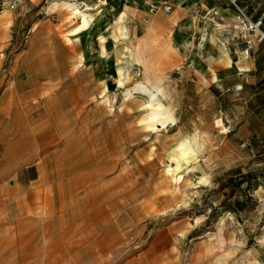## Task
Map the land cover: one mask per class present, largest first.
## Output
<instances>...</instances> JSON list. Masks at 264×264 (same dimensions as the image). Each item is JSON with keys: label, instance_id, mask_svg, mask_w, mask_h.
<instances>
[{"label": "rangeland", "instance_id": "obj_1", "mask_svg": "<svg viewBox=\"0 0 264 264\" xmlns=\"http://www.w3.org/2000/svg\"><path fill=\"white\" fill-rule=\"evenodd\" d=\"M50 1L0 12V264H264V67L247 79L227 71L205 88L213 71L188 68L201 58L193 55L202 51V12L189 16L181 0H171L180 14L174 22L162 0H123L158 7L130 9L129 20L140 25L128 42L136 50L149 39L151 69L169 74L164 102L179 121L155 133L139 123L145 98L124 101L101 60L72 71L85 41L67 40L78 20L67 10L52 14ZM159 17L172 26L155 23ZM218 23L233 31L236 21ZM178 38L189 41L192 58L173 63L184 44ZM258 46L262 56L264 43ZM184 74L198 78L192 93L178 85ZM144 78L141 65L124 86ZM201 88L189 102L185 95ZM217 117L227 133L215 127ZM197 130L208 134L207 177L195 170L175 183L164 164L168 151ZM246 138L252 143L242 147Z\"/></svg>", "mask_w": 264, "mask_h": 264}, {"label": "bare ground", "instance_id": "obj_2", "mask_svg": "<svg viewBox=\"0 0 264 264\" xmlns=\"http://www.w3.org/2000/svg\"><path fill=\"white\" fill-rule=\"evenodd\" d=\"M93 2L92 7L97 6L98 0H89ZM109 6L107 10L102 12H95L82 8L78 0H52L49 3V11L56 14V10L71 11L73 18H77V25L70 30L67 40L71 41V36H76L77 39L82 38L85 41L84 49L79 55L78 60L72 64V71L74 73L80 72L100 60L104 63L107 71L110 74L117 76V84L123 87V100H130L137 96L145 98L141 105L143 114L139 119V123L145 129L153 132H159L175 125L177 123V115L175 109L164 102L167 95V89L164 82L169 78V74L160 75L151 69V63L146 55L148 47L151 45L149 39L145 40V47H137L132 50L129 46V31L127 21L129 20V13L131 8L145 7L136 3L129 4L121 0H108ZM119 2L121 8L114 12L111 3ZM186 2V1H185ZM91 5L90 3H88ZM180 7H184L183 3H179ZM89 8V7H88ZM4 12V11H3ZM208 19L203 24V28L199 33L197 44L199 47H204L205 42L210 40L219 50L218 61L231 66L233 57L230 54V48L217 34H215L216 19L212 15H208ZM180 14L178 11L173 12L172 20L176 22ZM162 17H159L155 23L164 22ZM38 24H34L31 31H35ZM152 32L155 27L150 28ZM193 33H191V36ZM149 43V44H148ZM195 56V54L193 55ZM243 57H248L249 53L242 51ZM191 63L199 70H204L203 64L197 59L193 58ZM144 66L145 78L132 83L126 87L125 80L128 71L136 69L139 66ZM216 74H213L215 80ZM102 102H111V97L107 92L101 96ZM215 127L221 133H227L228 127L225 125L223 118L217 117L214 121ZM208 134L203 130H197L183 139H181L172 149L168 151L167 159L165 161L166 172L172 176V181L175 183L182 182L190 171L200 170L202 178L207 177V164L210 154L205 153L206 137ZM204 162V164L202 163ZM226 218H222L218 223L220 232V242L225 244L227 242L224 236L226 227ZM218 247L216 243L213 244V250Z\"/></svg>", "mask_w": 264, "mask_h": 264}, {"label": "crops", "instance_id": "obj_3", "mask_svg": "<svg viewBox=\"0 0 264 264\" xmlns=\"http://www.w3.org/2000/svg\"><path fill=\"white\" fill-rule=\"evenodd\" d=\"M122 1V0H121ZM186 1V2H185ZM27 2V1H26ZM172 2V1H171ZM180 3H183L184 5V10L186 12H192V14L190 13L189 16H193L196 17L197 15H199V13L202 12V14H200V17H203L205 19L206 22V17L208 15H206L207 10L209 9H213L214 11H217V15L214 16L215 19H217L219 21L218 24L220 25H226V23H234L235 22V16H236V9L231 6L230 4H228V2L226 0H181ZM131 4V3H129ZM151 3L148 4V6ZM239 4L241 7H243L247 13L249 15H251L253 18H257L260 15L264 14V0H239ZM204 5H207V7H205ZM109 4L106 6L105 10H107ZM112 9L114 10V12H117L120 8L121 5L119 4V2H113L111 3ZM145 7V9H147L146 5H142ZM148 12L149 8L147 9ZM173 12V10H172ZM171 12V13H172ZM151 13V12H150ZM170 15V14H169ZM187 22L189 23V18L187 20ZM134 23V24H133ZM136 22H134L133 20H128L127 21V27H128V31L129 34H133L134 27L139 26L140 24H135ZM162 24L164 26H172L170 24L169 20H165L164 22H162ZM220 26H217L216 30L219 32H222L223 34H227L226 39H229L231 37L232 34V30H230L229 28H219ZM232 31V32H231ZM195 36V34H194ZM222 36V34L220 35ZM199 38V36H198ZM189 41L187 40H182V38H178L177 39V43H184L181 45H178V55H174L173 56V60L172 62L175 63L177 61H179L180 57L182 56V54L185 56V58H192V53L190 52V45L188 44ZM191 43V41H190ZM196 44L194 46H192L193 48H195ZM190 48V49H189ZM198 48L202 51L195 53V56L199 55L200 57V62L203 64L204 66V70H199L196 67V70L199 72L200 75L204 74L206 69L208 70H212L213 74H216V79L214 80L211 76V72L209 73V84H207L206 86H203L205 88H209L211 86H213L215 83H218V81L222 80V75H224L227 71L231 72L232 75H234L235 78L237 79H244L246 77V79L248 77L251 76L250 73L254 72V70H257V66L259 65L260 67H264V54H262V56H260V52L262 53L263 50L261 49L262 47H259L258 45L254 47L253 50H251V53H249L248 57H243L242 56V51H244V40L239 37L235 39V45L230 46V50L232 51L234 49V51L240 52V56L237 58H235L234 56V60L231 66H227L226 64L219 62L217 57H218V47L215 45L213 46L212 42L210 40H207L205 42L204 47H199ZM212 49L213 54H211V52H209V50ZM230 51V52H231ZM260 51V52H259ZM259 52V53H258ZM189 53V55H187ZM232 53V52H231ZM191 65L193 66V64H191V60L190 63H188V68H190V71H194L193 68H191ZM185 66H183L184 68ZM191 72V73H192ZM194 73V72H193ZM193 82H190V78L187 74H184L182 77V80L178 83V85H181V89L184 91H189V92H193V86L194 84L197 87V83L198 78L195 76V74H191ZM253 76V75H252ZM241 83H238V85H240ZM263 84V83H262ZM197 93L194 94L193 96H191L190 94L185 95L187 97V99L189 100V102L196 100L199 98L198 93L200 91H202V88L199 90H196ZM189 107H192V105H189ZM179 121V120H178ZM182 121H188V122H197L199 124L203 123V120L200 118H196L193 120H189L186 119V117L184 116L182 118ZM199 128V126L197 127Z\"/></svg>", "mask_w": 264, "mask_h": 264}, {"label": "built area", "instance_id": "obj_4", "mask_svg": "<svg viewBox=\"0 0 264 264\" xmlns=\"http://www.w3.org/2000/svg\"><path fill=\"white\" fill-rule=\"evenodd\" d=\"M28 0H1L0 1V12L5 10H15L21 5H23ZM228 4L236 9L235 21L233 24V32L231 37L225 42L228 46L235 45V39L241 37L244 40V50L248 53L254 49L255 46L264 43V14L257 18H253L247 13V11L240 6L239 0H226ZM80 6L86 10L94 12H102L105 10L106 6L109 4L108 0H98V4L93 8V2L89 0H78ZM90 3L91 5H89ZM162 7L166 15L171 14L174 4L171 0H162ZM89 7V8H88ZM151 13L155 12L158 8L154 4H150L148 7ZM206 15H212L213 17L217 15V11L212 8L207 10ZM252 143L251 138H246L241 146L248 147Z\"/></svg>", "mask_w": 264, "mask_h": 264}]
</instances>
